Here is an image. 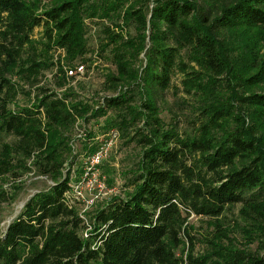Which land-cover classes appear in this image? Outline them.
I'll list each match as a JSON object with an SVG mask.
<instances>
[{"label":"trees","instance_id":"16d2710c","mask_svg":"<svg viewBox=\"0 0 264 264\" xmlns=\"http://www.w3.org/2000/svg\"><path fill=\"white\" fill-rule=\"evenodd\" d=\"M94 52L113 66L98 100L80 94ZM176 75L185 128L159 116ZM111 130L131 162L108 155L97 169L121 192L86 206L78 157ZM30 173L50 183L0 233V264H264V0H0V206ZM236 206L240 246L221 220ZM191 215L212 220L201 253Z\"/></svg>","mask_w":264,"mask_h":264},{"label":"rangeland","instance_id":"374dc122","mask_svg":"<svg viewBox=\"0 0 264 264\" xmlns=\"http://www.w3.org/2000/svg\"><path fill=\"white\" fill-rule=\"evenodd\" d=\"M43 1L47 2L48 0ZM84 22L87 28L88 38L93 43L90 46L93 48V46H96V35L102 21L96 18H86ZM39 34L40 29H36L33 35L34 37H38ZM104 56L106 55L100 57L99 54H96L95 52L93 54L87 55V58H90V61L87 63V65H85V68L89 66V74L86 78L87 83H85L84 90L80 92L81 96H88L87 98L94 97L98 100L101 99L102 96L111 95L110 92L102 89L106 71L113 69V66L106 58H104ZM140 57L143 58V55ZM63 63L67 65L65 60ZM171 85L172 86L163 94V99L158 102L160 109L159 116L165 123H168L171 119V116H174V118L178 120V124L182 128H185L187 125V117L189 116L187 107L189 105V101L187 99V102L184 100V98L187 97L181 92L182 86L179 75H176L173 78ZM101 120L102 118H100L99 121H91L86 124H81L79 126V130H76V135L78 136L82 134L81 129L83 128H86L87 130L95 129L96 133L99 132L100 125L102 124ZM78 139L74 140L73 142V148L75 152H79L82 148V140ZM108 155H110V161L115 166V169L118 173L125 169L131 162V160L128 159L131 157V150L129 147L123 146V140L119 137L117 138L115 145L109 150ZM78 159L79 161H86L85 154L82 153L79 155ZM100 173V169H92L89 174H85V178L78 183L79 189L81 190V195H79L77 198H80V200H82L86 206L96 197L107 198L112 194L121 192L123 184V178L121 177L122 175L116 174V177L114 176L115 181L111 183L110 181L105 182V175H101ZM49 183V180H46L43 177L35 176L33 173L23 177L22 181L20 182V189L17 191L13 202L10 204L3 203L0 206V233L3 232L8 223H10L17 216L25 201L34 192L45 188ZM6 186L7 185L4 187ZM70 196L75 197L76 195H73L72 193ZM238 207L239 206L227 209L224 215L221 217V220L228 230L229 238H231L232 241H235L236 245L240 246L246 243V239L244 238V234L241 231V221L237 212ZM211 222L212 220L208 218H201L193 215L189 217V223L194 226V230H192L191 234L194 235L198 241L195 245L196 253H201L208 249L207 243L202 242V240L204 237L211 236L213 231V226H210ZM250 247L254 249L256 247V243L251 244Z\"/></svg>","mask_w":264,"mask_h":264},{"label":"built area","instance_id":"2783aa9c","mask_svg":"<svg viewBox=\"0 0 264 264\" xmlns=\"http://www.w3.org/2000/svg\"><path fill=\"white\" fill-rule=\"evenodd\" d=\"M65 74L67 77H81L84 72H85V68L82 64H79L77 66H75L73 69H69L65 67ZM82 135V134H80ZM78 135V136H80ZM118 138V134L116 131L111 130L108 133L104 134L101 136V141L99 143V146L97 148V150L88 155L86 157V166H85V174H89V172L93 169V170H98L97 166L108 156L109 150L115 145L116 140ZM85 174H84V178H85ZM83 178V179H84ZM82 179V180H83ZM77 182L75 185L72 186L73 188V195L75 194L76 198L81 195V190L79 189ZM67 198H69V195H67ZM92 201H90L91 203ZM89 203V204H90ZM87 234L84 233V236H86Z\"/></svg>","mask_w":264,"mask_h":264}]
</instances>
